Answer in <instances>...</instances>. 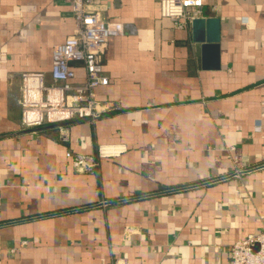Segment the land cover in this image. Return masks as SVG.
Segmentation results:
<instances>
[{"label":"crops","instance_id":"obj_1","mask_svg":"<svg viewBox=\"0 0 264 264\" xmlns=\"http://www.w3.org/2000/svg\"><path fill=\"white\" fill-rule=\"evenodd\" d=\"M98 3L126 28L105 51L102 116L26 127L21 75L52 84L76 21L69 0H0V264H230L264 226V0H204L221 19L219 70L160 0ZM101 144L127 151L73 167L68 151Z\"/></svg>","mask_w":264,"mask_h":264},{"label":"built area","instance_id":"obj_2","mask_svg":"<svg viewBox=\"0 0 264 264\" xmlns=\"http://www.w3.org/2000/svg\"><path fill=\"white\" fill-rule=\"evenodd\" d=\"M69 1L76 30L53 47L50 69L53 83L46 84L45 72L26 71L21 75L22 123L26 127L63 124L77 118L93 122L103 114L96 89L110 82L104 71V55L109 40L125 34V24L102 17L98 0ZM203 6L204 0H160L159 3L161 15L173 19L177 28L189 27L195 18L204 16ZM75 61L84 67V81L77 80L72 64ZM61 137L64 141L69 139L66 127L61 128ZM126 151L123 144H101L95 154L68 151L67 156L77 171L95 172L102 159L117 158ZM230 252V264H264V226L258 233L235 242ZM113 264L129 262L117 258Z\"/></svg>","mask_w":264,"mask_h":264},{"label":"water","instance_id":"obj_3","mask_svg":"<svg viewBox=\"0 0 264 264\" xmlns=\"http://www.w3.org/2000/svg\"><path fill=\"white\" fill-rule=\"evenodd\" d=\"M192 39L201 46L202 68L219 70L221 68V19L215 16H201L192 23Z\"/></svg>","mask_w":264,"mask_h":264}]
</instances>
